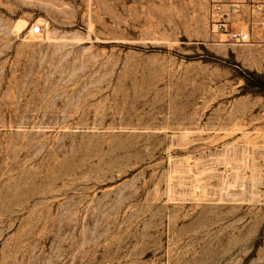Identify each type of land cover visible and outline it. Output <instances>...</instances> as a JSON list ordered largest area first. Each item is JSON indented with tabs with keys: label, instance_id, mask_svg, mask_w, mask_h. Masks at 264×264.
I'll use <instances>...</instances> for the list:
<instances>
[{
	"label": "rangeland",
	"instance_id": "374dc122",
	"mask_svg": "<svg viewBox=\"0 0 264 264\" xmlns=\"http://www.w3.org/2000/svg\"><path fill=\"white\" fill-rule=\"evenodd\" d=\"M225 40L207 0H0V264H264V34Z\"/></svg>",
	"mask_w": 264,
	"mask_h": 264
},
{
	"label": "built area",
	"instance_id": "2783aa9c",
	"mask_svg": "<svg viewBox=\"0 0 264 264\" xmlns=\"http://www.w3.org/2000/svg\"><path fill=\"white\" fill-rule=\"evenodd\" d=\"M207 17L211 36L225 37L230 46L255 44L264 34V0H207Z\"/></svg>",
	"mask_w": 264,
	"mask_h": 264
},
{
	"label": "trees",
	"instance_id": "16d2710c",
	"mask_svg": "<svg viewBox=\"0 0 264 264\" xmlns=\"http://www.w3.org/2000/svg\"><path fill=\"white\" fill-rule=\"evenodd\" d=\"M245 87L247 93H255L264 96V75L249 73L244 76Z\"/></svg>",
	"mask_w": 264,
	"mask_h": 264
}]
</instances>
